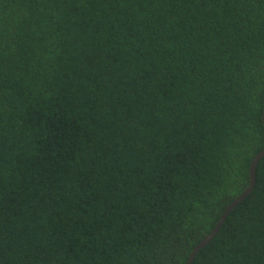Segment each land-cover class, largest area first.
I'll use <instances>...</instances> for the list:
<instances>
[{"label":"trees","instance_id":"obj_1","mask_svg":"<svg viewBox=\"0 0 264 264\" xmlns=\"http://www.w3.org/2000/svg\"><path fill=\"white\" fill-rule=\"evenodd\" d=\"M263 109L264 0H0V264H186ZM193 264H264V159Z\"/></svg>","mask_w":264,"mask_h":264},{"label":"water","instance_id":"obj_2","mask_svg":"<svg viewBox=\"0 0 264 264\" xmlns=\"http://www.w3.org/2000/svg\"><path fill=\"white\" fill-rule=\"evenodd\" d=\"M262 121L264 124V109H263ZM263 159H264V149L262 151H260L251 161L250 172H249V174H250L249 186L245 189V191L242 194H240L237 198H235L233 200V202L231 204H229L227 206L226 210L223 212L222 216L220 217L216 228L213 229V231L210 232V234H208L205 238H203L194 247V249L191 251V253L187 259L186 264H193L194 263L195 258L201 252V250H203L207 245H209L214 240V238L218 235L223 224L225 223V221L229 217L232 210L235 209L236 206H238L240 203H242L245 199H247L252 194V192L254 191V189L256 187V183H257V167Z\"/></svg>","mask_w":264,"mask_h":264},{"label":"clouds","instance_id":"obj_3","mask_svg":"<svg viewBox=\"0 0 264 264\" xmlns=\"http://www.w3.org/2000/svg\"><path fill=\"white\" fill-rule=\"evenodd\" d=\"M252 193H253V192H252ZM237 197H238V196H237ZM237 197H236V198H237ZM232 202H233V201H232ZM232 202H231V203H232ZM231 203H230V204H231ZM226 208H227V207H226ZM225 210H226V209H225ZM227 219H228V218H227ZM225 222H226V221H225ZM224 224H225V223H224ZM224 224H223V225H224ZM222 227H223V226H222ZM195 259H196V258H195Z\"/></svg>","mask_w":264,"mask_h":264}]
</instances>
